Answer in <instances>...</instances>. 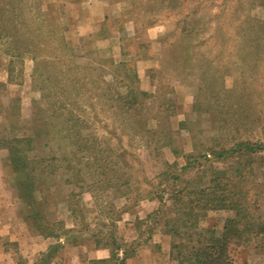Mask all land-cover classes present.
<instances>
[{
  "label": "rangeland",
  "instance_id": "1",
  "mask_svg": "<svg viewBox=\"0 0 264 264\" xmlns=\"http://www.w3.org/2000/svg\"><path fill=\"white\" fill-rule=\"evenodd\" d=\"M59 16L71 48L70 56L63 55L66 64L71 58L81 71L78 77L93 81L75 93L77 70L69 67L71 61L59 65L61 52L39 48L36 74L32 56L20 53L32 48L25 41L36 34L40 18L54 23ZM0 28L14 36L9 44L0 38V222L14 224L3 242L16 244L25 261L41 264L55 247L48 264H94L98 244L110 242L112 234L127 249L128 264H178L170 258L172 237L157 219H148L159 207L151 198L174 187L203 188L218 172L232 176L251 166L246 178L264 202V158L236 151L217 159L212 153L244 141L264 142V0H0ZM123 62L135 67V87L145 94L139 97L140 111L126 113L117 99L125 91L113 78H123ZM102 78L111 83V92L97 88ZM69 109L86 120L84 134H93L94 155L107 166L111 182L97 185L106 177L89 176L87 153L84 183L68 185L60 171L41 186L47 197L42 224L59 235L46 238L25 221L31 212L20 187L25 173L13 171L6 148L15 138L39 132L34 155L55 156L52 163L62 170L66 150L58 129ZM154 130L162 134L148 136ZM193 152L198 161L182 171L185 155ZM126 179L137 182L142 200L136 204L127 199L133 196L128 186H120ZM68 194L77 195L70 198L72 207ZM109 209L117 213L112 219ZM232 216L210 211L200 224L220 232ZM62 223L73 231L70 242ZM255 246L240 250L237 263L264 264V246Z\"/></svg>",
  "mask_w": 264,
  "mask_h": 264
},
{
  "label": "trees",
  "instance_id": "2",
  "mask_svg": "<svg viewBox=\"0 0 264 264\" xmlns=\"http://www.w3.org/2000/svg\"><path fill=\"white\" fill-rule=\"evenodd\" d=\"M39 25L40 26H37L39 28L36 34H33V36L25 41L28 46L32 43V48L30 47L29 49L20 51V53H28L32 56L35 62V74L40 69L39 59L42 56L39 54L40 49L44 45H49L54 52L62 53H60L61 58L58 57L61 61L59 63L61 67H63V65H68L71 61L69 67H75L77 70V80H73L71 86L72 93L93 83L92 80L85 82L81 77H78L81 75V71L78 66L74 65V60L70 58L68 64H66L64 60L63 55L68 54V56H70L69 52H71V48L63 35V25L60 16L56 17L54 23H48V20H42V18H40ZM0 38L8 41V44L14 42L13 34L4 31V28H0ZM36 40L39 41L40 45H35L33 43V41ZM13 51H11L10 55L13 57L18 56V53L16 51V53H14ZM134 57L136 58L135 54ZM130 62H123L120 64L124 70L122 79L113 78V84L125 91L124 94L118 93L117 99L121 100L123 110L126 113H130V110H141V100L139 97L143 94L138 93L139 89L135 87L138 78L135 67L129 64ZM96 85L97 88L100 87L111 92V83L103 80V78L98 80ZM110 100L112 101V99ZM71 105L77 107L79 102H73ZM60 107H62V105H60ZM73 112L72 109H69V113L64 114V119L61 123L62 127L58 129V133H60L61 139L64 141L66 150L61 156V162L66 164L62 170L52 163V161L58 160L55 156L38 157L34 155L37 136L40 135L39 132L33 136L15 138L12 141L14 145L6 148L9 153V164L13 171L25 173L24 181L20 183V187L24 188L22 197L29 201V206L31 208V212L25 217V221H31L30 224L33 228L35 227L36 232L46 238H57L59 235L56 233L54 227L51 228L50 226L42 224L47 216L43 212L44 199L47 197L42 196L43 190L41 186H44L46 182L56 179L60 171H63L65 182L68 185L78 187L79 184L84 183L85 180L82 176L84 168L81 166L87 153L90 154V156L86 158V164L90 165L89 167L86 166V169L89 171V176L93 175L94 178L99 174L102 177H106L105 180L97 182V185H99L100 182H102V184L111 182L108 177L110 172H107V166H105V164H99L97 162L98 159L94 155L92 142V139H94L92 136L93 134H84L89 129L87 128L86 120H79L75 117ZM54 123L53 120H50L48 123L52 129ZM147 133L148 136L155 138L162 134V132L158 133L157 130L147 131ZM236 151L239 153L245 152L250 156L260 155L261 158H264V142L252 143L244 141L238 143L235 148L231 150L213 151L212 153L215 158L220 159L229 152L236 153ZM204 157L206 159V154ZM184 159L186 164L181 168L182 171L190 169L196 161H198L194 152L186 154ZM90 160L91 164H89ZM250 169H252L251 166L247 169L249 172L244 170V168L236 169L232 175L233 177L227 176L226 172H218L210 181V184L203 188L195 190L191 188L179 189L174 187L170 191L164 189L160 194H156L151 198L159 202V207L149 215L148 219H157L162 223L165 233L172 237L173 241L170 249V258L172 260L176 261L178 264H238L235 260V255L239 253L240 250L247 249L253 243L257 248L264 246V202L261 196L254 191V186H251L247 179L249 173L252 175V170ZM64 172L67 174H64ZM171 177L174 181L179 179L177 176ZM135 183L137 182L126 179L124 184L120 185L121 187L128 186L133 196L127 199L132 200L133 198V204L142 200L138 189L134 185ZM91 187H96V185L94 184ZM91 187L89 189L90 191H92ZM38 193L42 198L38 197ZM72 195L73 194H68L66 196V201L70 207H72L70 200ZM76 197L77 195L74 194L72 198L76 199ZM93 197L96 199V196L93 195ZM137 198H139V200ZM98 208L100 209L99 205ZM220 210L231 211L233 213V216L226 220L220 232L214 229L201 227V218L205 217L210 211ZM121 212L125 211L122 210ZM115 213L116 212L109 209L107 215L111 218ZM120 217L121 215H116V220H120ZM60 225L62 234L67 237L65 239L66 242H70L74 239L73 231L66 230L62 226L63 223ZM109 238L111 239L110 242L98 244L101 248L110 251L109 259L94 260L93 263L128 264L127 260L130 255L127 249L122 245H118L112 234L109 235ZM60 246L61 244H58L57 248ZM55 251L54 247L50 250V253L44 254L41 264H48L49 258Z\"/></svg>",
  "mask_w": 264,
  "mask_h": 264
},
{
  "label": "crops",
  "instance_id": "3",
  "mask_svg": "<svg viewBox=\"0 0 264 264\" xmlns=\"http://www.w3.org/2000/svg\"><path fill=\"white\" fill-rule=\"evenodd\" d=\"M0 219L2 220L1 216ZM11 223L8 224V222L6 221L0 222V238L3 239L0 240V264H32V261L27 262L17 254L16 244L7 245V243L3 242L9 241L7 240V237L5 235H8L9 233L12 235V233H14V230L11 226L14 224ZM41 251H44L43 246L41 248ZM94 254L95 256L93 259L95 260H107L110 257V251L104 248L96 250Z\"/></svg>",
  "mask_w": 264,
  "mask_h": 264
}]
</instances>
